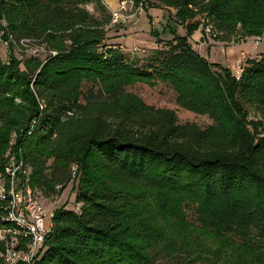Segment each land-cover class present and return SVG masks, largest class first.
<instances>
[{
	"label": "trees",
	"instance_id": "16d2710c",
	"mask_svg": "<svg viewBox=\"0 0 264 264\" xmlns=\"http://www.w3.org/2000/svg\"><path fill=\"white\" fill-rule=\"evenodd\" d=\"M88 1L0 0L1 29L57 48L43 60L0 57V160L13 151L43 196L63 190L71 166L78 172L79 207L54 210L33 264H153L146 192L191 200L198 226L239 246V264H264V126L248 127L238 101L264 109V53L237 78L187 40L206 24L215 37L260 34L264 0H145L144 11L175 9L166 22L185 33L143 57L99 46Z\"/></svg>",
	"mask_w": 264,
	"mask_h": 264
},
{
	"label": "rangeland",
	"instance_id": "374dc122",
	"mask_svg": "<svg viewBox=\"0 0 264 264\" xmlns=\"http://www.w3.org/2000/svg\"><path fill=\"white\" fill-rule=\"evenodd\" d=\"M100 1L105 7L103 12L98 8L96 0H89L83 7L101 21L98 26H95L96 30H101L102 38L99 44L101 48L105 45L118 47L122 51L129 52L130 55L143 57L152 49L162 46L174 34L185 33L184 28L175 21L170 19L166 22L167 16L175 13V9L154 5V7H147V11L138 16L142 10L133 7L125 11L122 17L113 18L110 8L115 7L117 0ZM147 2L148 6L156 3L154 0H147ZM196 18L200 20L201 16L198 15ZM153 20L155 24L152 25ZM132 22H135L134 26ZM202 28V25L198 27L201 32L199 40H194L193 36L187 39L193 49L208 62L228 67L233 74L247 60L258 59L264 53V29L257 35H246L238 29L229 37L221 38L206 37ZM197 35L195 34L196 39ZM0 37L2 39L0 40V57L4 61H8L10 55L21 61L31 57L43 60L49 54L57 52L53 43L48 42L44 36L17 38L0 27ZM62 44L69 45L70 41L63 39ZM134 46L139 47V50L133 51ZM156 88L167 93L173 92L166 83H158ZM152 94L155 93L146 91L144 94L146 100L160 103L156 97H150ZM14 100L20 102L18 98ZM238 101L242 112L241 117L246 125L251 127L253 123H258L262 128L264 109L256 106L244 94L239 95ZM14 135L11 140L14 139ZM70 173V180L63 190L58 193L60 186L57 185L55 194L41 197V205L47 210L44 223L46 228L51 226L56 208L65 206L77 209L79 206L75 200V192L78 189L76 165L70 167ZM141 195H143V201L139 209H142L143 215L148 216V227L156 235L153 241L148 240L153 253V264H222L226 262L239 264L242 257L239 246L233 244L230 235L215 236L198 226L191 200L162 198L147 192ZM137 201L140 202V200Z\"/></svg>",
	"mask_w": 264,
	"mask_h": 264
},
{
	"label": "built area",
	"instance_id": "2783aa9c",
	"mask_svg": "<svg viewBox=\"0 0 264 264\" xmlns=\"http://www.w3.org/2000/svg\"><path fill=\"white\" fill-rule=\"evenodd\" d=\"M143 0L136 3L134 0H117L115 7L110 8L113 18H120L124 12L131 8L138 7L143 10ZM203 32L206 37L215 36L217 31L203 26ZM1 38V37H0ZM2 40V39H0ZM139 47L134 46L133 51H138ZM243 66L238 67V71L234 74L237 78L240 75ZM2 167H8V175L12 181V195H1L2 177H0V214L4 217H11L18 223V231L8 230L6 227H0V257L9 259L10 264H33L39 246L43 243L45 236L51 232V226L46 228L45 217L47 210L45 206H41V197L43 194H31V201H23L22 183L24 179L20 175V166L17 161L16 154L12 151L9 162H3ZM78 209V206H77ZM24 225H31L36 231V241L30 246L29 253L21 252V242L24 236Z\"/></svg>",
	"mask_w": 264,
	"mask_h": 264
},
{
	"label": "bare ground",
	"instance_id": "6f19581e",
	"mask_svg": "<svg viewBox=\"0 0 264 264\" xmlns=\"http://www.w3.org/2000/svg\"><path fill=\"white\" fill-rule=\"evenodd\" d=\"M10 156H12V151L7 150L3 156V159L0 160V177H2L3 184L1 187V195H12V181H10V175H8V167H2L3 162H9ZM17 161L20 166V175H22L24 179V182L22 183L23 201H31V194H36V190H34L30 185V168H28V166L24 164V162L20 159L17 158ZM0 227H6L8 228V230H11V232L18 231V223L16 222V220H13L11 217H4L1 214ZM24 232L25 233L22 238V241L25 240V242L23 244L21 242V252L29 253L30 246L33 244L34 241H36V231H34L31 225H24ZM3 260L7 264H10L9 259Z\"/></svg>",
	"mask_w": 264,
	"mask_h": 264
},
{
	"label": "crops",
	"instance_id": "0c3cea01",
	"mask_svg": "<svg viewBox=\"0 0 264 264\" xmlns=\"http://www.w3.org/2000/svg\"><path fill=\"white\" fill-rule=\"evenodd\" d=\"M146 11H144V10H142L139 14H138V16L141 14V13H145ZM136 17H137V15H136ZM136 17H134V21H135V18ZM136 22V21H135ZM135 22H132V25L134 26V24H135ZM151 24L153 25V24H155V21L153 20L152 22H151ZM132 26V27H133ZM133 33V32H132ZM136 34V33H135ZM195 34H198L197 35V39H196V36H195ZM194 37V40H199V38L201 37V32H200V29H197V30H195V32H193L192 34H191V37ZM200 42V41H199Z\"/></svg>",
	"mask_w": 264,
	"mask_h": 264
}]
</instances>
